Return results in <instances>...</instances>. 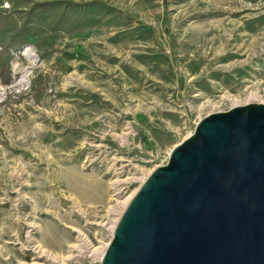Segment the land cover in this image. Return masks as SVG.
<instances>
[{"label":"rangeland","instance_id":"1","mask_svg":"<svg viewBox=\"0 0 264 264\" xmlns=\"http://www.w3.org/2000/svg\"><path fill=\"white\" fill-rule=\"evenodd\" d=\"M102 1L116 22L12 52L0 82V264H101L201 119L264 105V0Z\"/></svg>","mask_w":264,"mask_h":264},{"label":"water","instance_id":"2","mask_svg":"<svg viewBox=\"0 0 264 264\" xmlns=\"http://www.w3.org/2000/svg\"><path fill=\"white\" fill-rule=\"evenodd\" d=\"M101 264H264V105L201 119L135 192Z\"/></svg>","mask_w":264,"mask_h":264},{"label":"trees","instance_id":"3","mask_svg":"<svg viewBox=\"0 0 264 264\" xmlns=\"http://www.w3.org/2000/svg\"><path fill=\"white\" fill-rule=\"evenodd\" d=\"M6 0H0L1 4ZM9 12L0 11V82L11 81L12 52L33 45L38 57L48 61L52 48L48 40L56 34L82 32L109 26L118 20V11L102 0H11ZM65 59L74 54L63 52ZM66 72L64 67H60ZM97 100L92 95L85 97Z\"/></svg>","mask_w":264,"mask_h":264},{"label":"bare ground","instance_id":"4","mask_svg":"<svg viewBox=\"0 0 264 264\" xmlns=\"http://www.w3.org/2000/svg\"><path fill=\"white\" fill-rule=\"evenodd\" d=\"M135 194V193H134ZM132 195L128 198V199H126V201H125V203H124V206H127L128 205V203L130 202V200L132 199ZM115 226L116 225H114V227L112 228L113 229V231H114V228H115Z\"/></svg>","mask_w":264,"mask_h":264},{"label":"built area","instance_id":"5","mask_svg":"<svg viewBox=\"0 0 264 264\" xmlns=\"http://www.w3.org/2000/svg\"><path fill=\"white\" fill-rule=\"evenodd\" d=\"M3 7H4V9H7V8H9V5L5 3V4H3ZM162 166H164V165H162Z\"/></svg>","mask_w":264,"mask_h":264}]
</instances>
